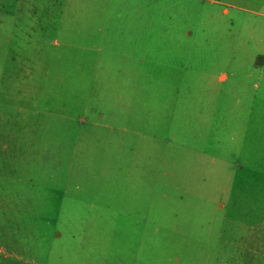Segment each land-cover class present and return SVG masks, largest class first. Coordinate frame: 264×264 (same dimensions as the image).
I'll return each instance as SVG.
<instances>
[{
  "label": "rangeland",
  "instance_id": "1",
  "mask_svg": "<svg viewBox=\"0 0 264 264\" xmlns=\"http://www.w3.org/2000/svg\"><path fill=\"white\" fill-rule=\"evenodd\" d=\"M37 1L51 7L38 14V23L53 19L54 5ZM147 1L148 8L142 6L138 13L137 0H80L77 15L70 16L68 4L62 18L73 44L96 45L108 36L111 64H117L119 53L136 51L125 50L128 43L149 46L144 67L95 68L91 66L101 63L97 60L111 58L100 51H67L63 55L75 60L69 63L81 62L79 66L31 69L33 87L24 91L29 111L5 102L0 106V264H104V259L107 264H181L183 221L191 223L190 235L197 236V214L191 210L199 207L200 189L210 188L202 179H214V165H199L196 153H213V147L201 145L198 131L184 130L188 101L171 94L172 69L165 65L190 41L196 45L204 36L211 38L215 21L211 6L199 0ZM148 29L153 35L139 34ZM185 31L193 34L189 41L182 37ZM171 35V45L178 43L173 48L167 43ZM44 48L45 53L27 48L26 54L33 63L54 65L49 43ZM201 49L214 50L213 45ZM1 57L0 77L6 63ZM152 63L160 67H150ZM82 98L90 107L105 108L113 122L127 125L126 131H111L105 145L90 146L92 133L79 131L82 139L75 141L72 132L54 128V105L76 108ZM57 134L61 142H56ZM69 171L74 181L65 179ZM7 180L17 185L7 189ZM90 198L93 211L87 206ZM104 204L111 210L104 211ZM122 211L121 218L115 215Z\"/></svg>",
  "mask_w": 264,
  "mask_h": 264
},
{
  "label": "crops",
  "instance_id": "2",
  "mask_svg": "<svg viewBox=\"0 0 264 264\" xmlns=\"http://www.w3.org/2000/svg\"><path fill=\"white\" fill-rule=\"evenodd\" d=\"M49 1V5H54L53 19L45 17L38 23V14L44 12V8L50 11V6L42 7L37 0H0V55L3 54L0 57L6 62L3 65L4 74L0 77V106L5 102L29 111L24 106V102H29L28 95L24 97V91L33 87L35 74L31 69L79 66L81 62L69 63L75 60L63 55L67 51L105 52L104 56L111 59L97 60L100 64L94 60L97 63L91 66L102 69L111 66L144 67L147 55L149 57V46L139 48L131 42L128 43L131 47H125V50L133 48L136 51L132 50V55L127 51L119 53L117 64H111L113 58L107 54L108 36L96 45L91 41L85 46L73 44V36L66 32L62 18L68 4L70 16H76V3L80 0ZM137 1L140 6H136L135 11L138 13L143 11V7L148 8L147 0ZM199 1L211 6L214 35L211 38L204 36L196 45H190V41L185 51H174L171 61L165 65L172 69L169 75L173 85L171 94L175 99L188 101V107L183 112L184 130L198 131L201 145L208 143L213 147V153L204 150L196 153L195 161L199 165L213 163L214 179H202L204 186H211L200 189L199 207L191 210L197 214L193 224V228H197L196 237L193 233L190 235L191 223L183 221L185 232L181 264H264V0ZM152 32L154 30L148 29L139 34L153 35ZM192 35V32L188 34L185 31L182 37L189 41ZM173 40L171 35L167 43L171 45ZM47 43L53 53L54 65L33 63L32 56L26 54L27 48L45 53ZM149 43L151 38L144 42L146 45ZM172 43L178 46L177 42ZM212 45L214 50L201 49L202 46L210 48ZM257 57L259 60L255 64ZM149 66L160 67L155 63ZM10 68L13 72L7 71ZM100 77L103 81V75ZM14 81H17L15 86ZM14 93L19 94L18 99H15ZM75 107L54 105L52 112L54 128L66 129V134L72 132L70 136L75 141L82 139L79 131L87 135L92 133L87 143L90 146L102 143L103 146L111 131L122 134L126 131V124L113 122L105 108L90 107L85 98ZM68 127H73V130ZM55 140L61 142L59 134L55 135ZM185 146L198 144L186 143ZM58 160V163L62 162V158ZM72 174L66 172L65 179L74 181L75 175ZM1 177L4 174H0V186H3L4 179ZM57 179L55 172L54 195ZM14 184L17 185V182L7 180V189L15 187ZM76 192H80L78 185ZM63 194L67 195L65 191ZM87 206L91 211L95 209L92 198L88 199ZM102 207L103 210H111L106 204ZM125 213L122 211L115 215L121 218ZM185 214L183 212V216ZM90 223L94 222L91 220ZM61 236L59 234L57 238ZM0 251L3 253L2 248ZM38 261L30 263L41 264Z\"/></svg>",
  "mask_w": 264,
  "mask_h": 264
}]
</instances>
